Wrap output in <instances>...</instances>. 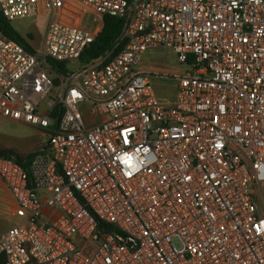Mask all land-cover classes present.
Segmentation results:
<instances>
[{"label": "built area", "instance_id": "1", "mask_svg": "<svg viewBox=\"0 0 264 264\" xmlns=\"http://www.w3.org/2000/svg\"><path fill=\"white\" fill-rule=\"evenodd\" d=\"M74 1L122 18L123 48L82 63L100 31L50 21L33 51L0 33V116L47 138L27 167L0 155L4 264H264V0ZM54 7L0 0L8 21ZM159 47L186 68L141 67Z\"/></svg>", "mask_w": 264, "mask_h": 264}, {"label": "rangeland", "instance_id": "2", "mask_svg": "<svg viewBox=\"0 0 264 264\" xmlns=\"http://www.w3.org/2000/svg\"><path fill=\"white\" fill-rule=\"evenodd\" d=\"M54 3L53 13H42L9 22L15 33L22 37H31L29 43L33 49L39 50L42 47L50 21L73 25L93 33L101 30L102 16L90 7L74 0H54ZM0 17H2L1 13ZM140 61L141 67L149 70L155 68L160 73L182 71L186 68L177 62L176 54L169 48L149 49ZM78 66L80 62H69L66 69L72 71ZM151 83L162 101L168 102L174 98L176 94L174 79L151 77ZM38 131L22 122L0 116V151L14 154L32 152L38 145L47 143V138L40 135Z\"/></svg>", "mask_w": 264, "mask_h": 264}, {"label": "trees", "instance_id": "3", "mask_svg": "<svg viewBox=\"0 0 264 264\" xmlns=\"http://www.w3.org/2000/svg\"><path fill=\"white\" fill-rule=\"evenodd\" d=\"M10 21L6 20L3 16L0 17V33H2L5 37L9 38L10 40H13L22 46H24L27 50L33 51V49L30 47V45L27 43V39H30L31 37H22L19 34L15 33V31L11 28ZM122 25L123 20L122 18L105 15L102 18V27L97 34V38L95 39V42L90 45L88 49H86L85 53L79 59L82 63H86L90 61V59H93L99 56L104 55L106 52L113 51L116 52L117 50H120L123 48L121 45L120 47H116V44L119 42V37L122 32ZM31 40V39H30ZM54 69H60L66 71L67 69L64 67L63 64L54 63L53 64ZM0 155L3 156H9L8 152H2L0 151ZM27 155H18L17 159L18 161L22 162L25 167H27L28 160L26 158ZM26 160V161H25ZM5 258L3 256L0 257V264H4Z\"/></svg>", "mask_w": 264, "mask_h": 264}, {"label": "crops", "instance_id": "4", "mask_svg": "<svg viewBox=\"0 0 264 264\" xmlns=\"http://www.w3.org/2000/svg\"><path fill=\"white\" fill-rule=\"evenodd\" d=\"M144 69H146V68H144ZM152 77H156V76H152ZM150 80H151V78H150ZM176 87H177V81H176ZM176 93H177V88H176ZM175 97H176V94H175L174 98L168 102H173ZM38 132L40 133V135H43L40 130ZM43 145L44 144L38 145L33 151H35L36 149L40 148ZM32 152L23 153V154H15V155L18 158V155H27L28 154V156H29ZM27 158H26V160H27ZM14 210H15V203H14L13 197H12L10 191L8 190V188L5 186V184L2 182V180L0 178V232L7 230L9 227L13 226L16 222H18V219L15 216Z\"/></svg>", "mask_w": 264, "mask_h": 264}, {"label": "water", "instance_id": "5", "mask_svg": "<svg viewBox=\"0 0 264 264\" xmlns=\"http://www.w3.org/2000/svg\"><path fill=\"white\" fill-rule=\"evenodd\" d=\"M9 154H10V156L14 157L15 159H18L14 153H9Z\"/></svg>", "mask_w": 264, "mask_h": 264}]
</instances>
